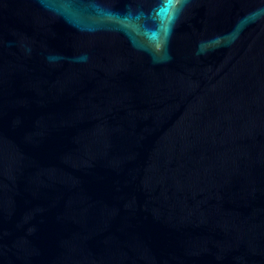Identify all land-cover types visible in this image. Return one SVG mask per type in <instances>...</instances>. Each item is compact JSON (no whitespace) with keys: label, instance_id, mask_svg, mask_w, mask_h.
Returning <instances> with one entry per match:
<instances>
[{"label":"water","instance_id":"obj_1","mask_svg":"<svg viewBox=\"0 0 264 264\" xmlns=\"http://www.w3.org/2000/svg\"><path fill=\"white\" fill-rule=\"evenodd\" d=\"M0 264H264V0H0Z\"/></svg>","mask_w":264,"mask_h":264}]
</instances>
